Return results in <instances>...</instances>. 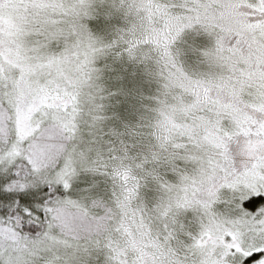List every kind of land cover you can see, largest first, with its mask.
Here are the masks:
<instances>
[{"label":"snow or ice","instance_id":"6c2138e0","mask_svg":"<svg viewBox=\"0 0 264 264\" xmlns=\"http://www.w3.org/2000/svg\"><path fill=\"white\" fill-rule=\"evenodd\" d=\"M0 264H264V0H0Z\"/></svg>","mask_w":264,"mask_h":264}]
</instances>
